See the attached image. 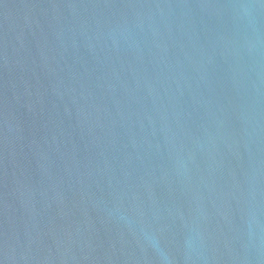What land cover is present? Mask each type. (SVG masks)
Instances as JSON below:
<instances>
[{
  "label": "water",
  "instance_id": "1",
  "mask_svg": "<svg viewBox=\"0 0 264 264\" xmlns=\"http://www.w3.org/2000/svg\"><path fill=\"white\" fill-rule=\"evenodd\" d=\"M0 264H264V0H0Z\"/></svg>",
  "mask_w": 264,
  "mask_h": 264
}]
</instances>
